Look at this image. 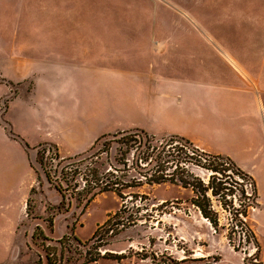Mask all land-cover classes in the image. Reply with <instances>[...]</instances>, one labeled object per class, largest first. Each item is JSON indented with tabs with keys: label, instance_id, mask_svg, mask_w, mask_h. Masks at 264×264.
Segmentation results:
<instances>
[{
	"label": "rangeland",
	"instance_id": "374dc122",
	"mask_svg": "<svg viewBox=\"0 0 264 264\" xmlns=\"http://www.w3.org/2000/svg\"><path fill=\"white\" fill-rule=\"evenodd\" d=\"M183 31L204 33L233 51L248 49V70L263 79L264 0H0V264H48V258L50 264H83L89 258H97L90 264H152V258L160 264L185 258L199 260L186 264H261V258L264 264V183H258L259 203L249 182L238 179L224 161H214L215 155L191 145L197 154L180 140L166 146L170 137L148 135L147 156L142 158L141 131L135 129L104 135L86 158L75 163L72 159L82 154L56 157L39 146L30 150L31 167L22 168L12 150L6 123L14 136H21L18 115L29 106L26 89L33 86L32 79L19 80L65 57H108L93 64V74H108V84L93 82L87 87L92 91V112L108 121L121 108L117 99H132L139 88L134 74L138 63L146 74L150 62L162 73L154 97L165 95L158 90L160 79H181L190 84L189 94L196 93L195 65L206 69L215 65L222 78L238 80L235 74L240 73L226 52L205 36L181 35ZM153 34L167 40L165 53L154 51ZM121 73L128 78L124 85L113 79ZM42 90L39 85L34 101ZM19 92L23 99L8 103ZM260 94L264 100V91ZM251 127L254 134L258 131L254 142L258 146L264 142L261 114ZM161 146L166 147L161 166L157 173L147 174L146 161ZM92 172L115 183L110 189L115 193H101L88 203ZM158 176L173 183L149 184ZM181 177L218 193L216 197L210 190L205 193L216 215L215 227L197 208L196 190L182 187ZM118 212L123 218L109 227V236L103 232L100 240L90 242ZM240 222L251 228L259 251Z\"/></svg>",
	"mask_w": 264,
	"mask_h": 264
},
{
	"label": "crops",
	"instance_id": "0c3cea01",
	"mask_svg": "<svg viewBox=\"0 0 264 264\" xmlns=\"http://www.w3.org/2000/svg\"><path fill=\"white\" fill-rule=\"evenodd\" d=\"M172 32H165L164 35ZM184 33L205 36L204 33L194 31H183L180 34ZM206 38L226 52L240 73L235 74L238 80H232L228 75L222 78L215 65H209L207 69L203 65H195L199 81L192 92L196 93L189 94L186 85L190 84L181 79H160L163 84L159 85L161 87L158 90L163 89L165 95L154 97L157 83L161 84L157 81L158 74L162 73L150 62L146 74L140 70L144 65L137 62L138 65H134L136 68L133 67L139 88L133 90L135 95L132 99H117L116 105L121 103V108L118 107L119 110L108 121L102 114L94 115L92 112V91L87 89L93 82L108 84V74H93V64L106 62L108 57L103 58L98 54L95 57L91 54L65 57L59 64L53 63L50 68L19 80L23 82L32 79L33 86L31 91L26 89V102L29 106L19 112L17 120L21 128V132L17 133L23 138L17 137L32 151L41 145L55 146L58 155L65 158L83 154L101 136L119 131L135 129L148 135L176 136L202 152L230 159L251 177L260 203L258 183H264V142L255 145L258 131L254 134L251 124L257 115L261 114L264 118V100L260 94L264 91V72L261 73L263 79L260 81L248 70V49L233 51L216 38ZM152 39L157 46L154 51L165 53L167 40L164 37L155 39L154 34ZM113 79L121 85L128 80L123 73ZM39 85L43 88L42 95L34 101L32 97ZM20 92L8 103L15 105L22 100ZM99 98L107 99L104 95ZM131 108L133 114L128 112ZM8 111L9 106L4 116ZM13 140L10 138L19 166L30 168L33 155L20 141ZM260 263L263 264L261 258Z\"/></svg>",
	"mask_w": 264,
	"mask_h": 264
},
{
	"label": "trees",
	"instance_id": "16d2710c",
	"mask_svg": "<svg viewBox=\"0 0 264 264\" xmlns=\"http://www.w3.org/2000/svg\"><path fill=\"white\" fill-rule=\"evenodd\" d=\"M10 134L12 135L13 134V132L12 131H10ZM140 135H141V137H142V142L143 143H141L140 145V152H139V154L138 155H140L141 153H142V158H143V156H144V154H146V156H147V150L148 149H146V143H147V141L146 140H148V134H146V133H144V132H141L140 133ZM107 136H101L98 140H96V142L94 143V145L90 148V150H89V152L90 151H92L103 139H105ZM177 141V140H180L181 142H183L184 143V145H183V147L184 148H187V149H189V150H191V151H193V152H195V153H197L198 154V152H197V150L196 149H190L189 147L191 146V144L188 142V141H186V140H184V139H181V138H179V137H176V136H171L170 137V140H169V142H166V146H168L169 144H167V143H172V141ZM22 141V143L26 146V148H29V146L26 144V143H24V141L23 140H21ZM144 141H146L145 143H144ZM179 143V142H178ZM41 146H44V147H47L50 151H52V152H54V154L56 155V157H57V154H58V151H57V149H56V147L55 146H52V145H41ZM164 148H166V147H163V146H161L160 148H158V150L155 152V154H153V156H151L147 161H146V163H148L147 164V166H149V168L146 170V171H148L147 172V174L149 173V174H151V172H155L156 170H158L159 168H160V166H161V161H162V159H160V155L162 154V151L164 150ZM146 152V153H145ZM81 155H79V156H76V158H78V157H80ZM145 157V156H144ZM147 158V157H146ZM211 158L214 160V161H216V160H221V161H224V163H226L229 167H230V170L234 173V175L238 178V179H240V180H242L243 182H246V183H248L249 182V184H250V187H251V189H252V192H253V196H254V200H257V192H256V186H255V183L253 182V180L251 179V177L250 176H248L247 174H245L243 171H241L238 167H236V165L230 160V159H228V158H226V157H223V156H211ZM139 159V158H138ZM138 159H137V161H136V166H138L137 165V162H138ZM40 164H42L41 162H40ZM212 169H217V168H215V167H213L212 166ZM44 170V172H45V176H46V178H47V180L49 181V180H51L50 179V176H49V174L47 173V171L45 170V169H43ZM78 171V170H77ZM216 171V170H215ZM74 172H76V171H74ZM155 173H157V172H155ZM97 176H94L93 175V172L91 173V180L88 182L91 186H92V190H90L91 192L89 193V194H91L92 193V195H90V197H89V199H88V203L92 200V199H94V197L95 196H97V195H99V194H101V193H105V192H114V191H112V190H110L111 189V187H113V185L115 186L116 184L115 183H113L111 180H109L108 178H96ZM185 177V176H184ZM188 177H189V175H188ZM187 178V177H186ZM161 183H173V180H168V178L166 177V176H158V177H154V178H151V180L149 181V184H161ZM179 183L181 184V186L182 187H184V188H187V187H191V188H193V189H195L196 190V194H197V196H198V201L196 202L197 204H196V206H197V208L200 210V212H201V214H202V216L205 218V219H207L211 224H212V226H216L217 225V220H216V215L214 214V212H212V210H211V206H210V202H209V199L206 197V195H205V193L206 192H208V190H210L211 192H212V195L214 196V197H216L217 195H218V193L217 192H214V189L213 188H204V186H202V184H200L199 183V186L198 187H196L195 186V184H191V183H189V182H187V181H185V178H183V177H181V178H179ZM58 192H60L61 193V191L59 190V189H56ZM115 193V192H114ZM119 193V192H118ZM118 193H117V195H118ZM62 194V193H61ZM199 194L200 195H202V197L201 196H199ZM257 205V204H255V202H252V205ZM248 207V206H247ZM123 213H121V212H118V213H116V214H114L113 216H111V217H109V219L102 225V226H100L96 231H95V233L93 234V236H92V238H91V240H90V242L92 241V242H96V241H98V240H100V237H101V235H102V233L103 232H106V234H105V236H106V238L109 236L108 234L109 233H107L108 232V230H109V227L116 221V220H119L120 218H123ZM245 218H246V216H245ZM240 224H241V227H242V229L244 228V230L247 232V234H248V237L250 238V240H253V242H254V244H255V246H256V250L257 251H259V245H258V242H257V240H256V238H255V236H254V233L252 232V230H251V228L247 225V223L246 222H240ZM104 236V237H105ZM143 259H147V258H143ZM188 261H191V263H194V262H196V263H198L199 262V260H189L188 258H185V259H183V260H180V261H176V262H171L170 264H186V263H188ZM193 261V262H192ZM50 260H49V258H48V264H50ZM97 262V258H93V259H91V258H89V259H86L84 262H83V264H90V263H96ZM157 262V260H155L154 258H152L151 259V263L152 264H160V263H156ZM164 264V263H163Z\"/></svg>",
	"mask_w": 264,
	"mask_h": 264
},
{
	"label": "water",
	"instance_id": "95a60500",
	"mask_svg": "<svg viewBox=\"0 0 264 264\" xmlns=\"http://www.w3.org/2000/svg\"><path fill=\"white\" fill-rule=\"evenodd\" d=\"M2 113H3V112H2ZM6 125H7L6 128H7L8 132H9V135H10L13 139H16V140H18V141H20V142L22 143V141H21L18 137L14 136L13 134H12V135L10 134V131H9V129H8V128H9V125H8L7 123H6ZM103 140H104V139H103ZM22 144H23V143H22ZM23 145H24V144H23ZM24 146H25V145H24ZM25 148H26V146H25ZM26 149H27L28 151H30L29 148H26ZM94 149H95V148H94ZM94 149H93V150H94ZM93 150H92V151H93ZM92 151H90V152L87 151L86 153H84V154H82L80 157H78L77 159H74V160L72 159V162L75 163V162H77L76 160L81 161L80 159H84V158H86V157H87ZM32 160H33V158L30 159V162H31V163H32ZM32 164H33V163H32Z\"/></svg>",
	"mask_w": 264,
	"mask_h": 264
}]
</instances>
